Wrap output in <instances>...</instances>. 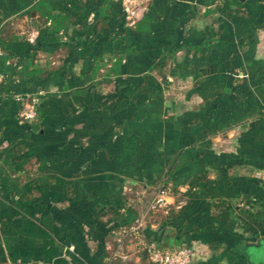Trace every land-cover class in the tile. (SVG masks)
Masks as SVG:
<instances>
[{
  "label": "crops",
  "instance_id": "crops-1",
  "mask_svg": "<svg viewBox=\"0 0 264 264\" xmlns=\"http://www.w3.org/2000/svg\"><path fill=\"white\" fill-rule=\"evenodd\" d=\"M80 1L0 0V264H154L179 230L187 264H264V0H145L131 25L92 0L96 31ZM204 174L160 228L154 183Z\"/></svg>",
  "mask_w": 264,
  "mask_h": 264
},
{
  "label": "built area",
  "instance_id": "built-area-1",
  "mask_svg": "<svg viewBox=\"0 0 264 264\" xmlns=\"http://www.w3.org/2000/svg\"><path fill=\"white\" fill-rule=\"evenodd\" d=\"M125 12V20L127 24L136 23L142 16L147 8L145 0H120ZM1 53V47H0ZM44 91L38 90L26 96L22 100V107L19 112V119L23 121H37L38 113L37 107L40 102L41 96ZM171 194L168 189H156L151 200L148 203L147 209L155 211L158 208L166 211L168 202L167 196ZM180 203H178L179 205ZM117 240H121V235H117ZM150 260L154 264H187L191 261L194 249L190 245L175 246V247H161L155 242L144 244Z\"/></svg>",
  "mask_w": 264,
  "mask_h": 264
},
{
  "label": "trees",
  "instance_id": "trees-1",
  "mask_svg": "<svg viewBox=\"0 0 264 264\" xmlns=\"http://www.w3.org/2000/svg\"><path fill=\"white\" fill-rule=\"evenodd\" d=\"M92 0H84V1H80V4L82 5V8H83V12L80 13V19L82 22L85 23V25L91 30V31H96L98 30V18H93L92 22L89 23L87 21V16H88V13L90 12V10H93L94 9V5H97V0L96 2L93 3L91 2ZM120 5H121V14H122V19H123V22L126 24V20H125V12L123 10V5L121 3L120 0H118ZM88 22V23H87ZM1 35V34H0ZM4 37L1 35L0 36V39H3ZM118 40V39H117ZM116 40V45H115V51L116 52H122L123 51V47L121 46L124 42L122 40ZM2 47H6L7 44L6 43H0ZM174 54V51L172 52H168V53H165L164 54V57L162 58V60L154 63L150 68L153 69V68H156V69H161L162 67H164L167 63V58L169 57H172ZM110 61V59H107L105 61V63L107 64L108 62ZM151 77V74L150 73H146L144 75V79L145 81H147L148 79H150ZM164 80L167 81V78L166 76H163L162 77ZM37 113H39V110H38V107H37ZM39 115V114H38ZM39 117V116H38ZM231 161H228L226 163L227 166H229L231 163ZM209 177L204 174V175H201V176H198L196 178H194V181L190 182L189 185L183 190L181 191L176 185H174L171 181H168L166 179L160 181V182H157V183H154L157 185V187L155 188L156 189H168V192L171 194V195H176L177 192L179 191L181 196H184L185 198V202L184 203H181L179 206H176L175 204L173 203H169L167 205V208H166V211H163V209L161 208H158L156 209V213L157 215H159L160 217V224H159V227L160 228H164L165 226V221L166 219H170V218H173V217H176L178 214L180 213H183V211L185 210L187 204L192 200V198L195 196V194L197 193L198 189H197V185L199 184V182H202V183H207L209 181ZM203 184V185H204ZM252 207L251 203H248L247 204L245 203V205H235V204H232V205H226V210L227 212L231 211V212H234V220L236 222H241V219H242V213L243 212H247L248 208ZM249 213V212H248ZM161 230V229H160ZM163 232V231H162ZM184 232L182 230H179L176 232V235L173 237V243L172 244H163V242L161 240H158L156 241L155 243L158 245V246H161V247H175V246H183V245H190L189 242H185L184 241ZM191 246V245H190Z\"/></svg>",
  "mask_w": 264,
  "mask_h": 264
}]
</instances>
